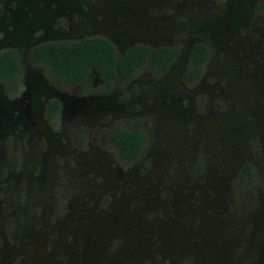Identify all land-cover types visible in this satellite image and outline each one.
Here are the masks:
<instances>
[{
  "label": "rangeland",
  "instance_id": "obj_1",
  "mask_svg": "<svg viewBox=\"0 0 264 264\" xmlns=\"http://www.w3.org/2000/svg\"><path fill=\"white\" fill-rule=\"evenodd\" d=\"M115 1L116 44L158 37L179 57L165 72L144 65L104 93L115 98H81L93 93L43 66L22 74L26 94L36 78L54 84L63 110L49 123L45 98H24L33 137L0 148V264H264V0ZM197 41L209 58L191 84ZM125 113L148 117L130 163L107 133ZM76 127L89 133L81 149Z\"/></svg>",
  "mask_w": 264,
  "mask_h": 264
},
{
  "label": "flooded vegetation",
  "instance_id": "obj_2",
  "mask_svg": "<svg viewBox=\"0 0 264 264\" xmlns=\"http://www.w3.org/2000/svg\"><path fill=\"white\" fill-rule=\"evenodd\" d=\"M120 13L121 11L117 9L115 0H0V148L7 145L10 135H13L12 144L14 148L20 144V139H23L26 133L29 140L33 137V134H31L32 137L29 136L34 126V123H32L33 111L30 103H26L24 98H45L39 104L40 108L38 110L41 109V113L44 112L45 119L49 123L59 118L63 109L62 101L57 98L63 97L62 94H55L57 93L56 89H58L54 88L53 85L55 83L57 85H67L70 89L75 88L74 90H79L81 93H93L91 94L92 96L81 98H98L94 96L96 92L101 95L99 98H115V96L104 93L113 90L116 85L121 83L134 82L137 72L144 65H147L151 71L157 73L165 72L173 66L180 53L178 44H159L160 40L158 37L150 41L154 42L152 44H148L146 41H139L138 39L123 46L116 44L111 34V28L115 26V20L120 19L116 24L126 25L124 23L126 15ZM162 21H158V24ZM96 38L106 39L111 42L117 59H120L127 49L139 44L147 47L149 54L143 63L135 67L129 79L124 80L117 76L112 83H109L108 79L102 76L92 64L89 65L90 73L84 80L58 77L51 71L48 63L36 55L39 52L37 49L46 45H56L65 42L72 44ZM199 43L206 45L207 58L199 65L201 69L199 76L187 79V73L194 68L191 55L194 47ZM159 47H175L178 50L173 60L164 69H157L150 63L151 55ZM208 58V45L203 41H197L188 54L189 67L183 71L182 81L191 84L198 82L202 78L203 65ZM10 60L12 62H9ZM39 66H43L54 84H50L47 87L43 82L39 83V78H36L39 88H35L36 82H34V87H30L29 94H26L22 86L24 81L25 83L29 82V79L25 78L24 80L22 74L26 73L28 77L30 72L36 73ZM24 93L26 94L25 96ZM134 96L131 92L123 95V98H134ZM135 98L139 97L135 96ZM33 105L36 109L38 103L35 101ZM96 107L97 110H101L102 105L99 104ZM141 107L140 112H145L146 109L143 106ZM126 114L124 116L126 118L132 115L130 113ZM147 119L148 117L145 116L143 118L138 117V119L133 118V120L131 118L129 122L124 119L122 123L117 122L114 126L110 124L109 131H107L108 141L117 148L123 162L136 161L142 154L147 144V134L144 130ZM135 128H138L144 134V145L136 158L127 160L122 157L118 144L112 139V134L115 130H133ZM82 129L76 127L72 138V143L77 149H81L85 145L87 138H89L87 130Z\"/></svg>",
  "mask_w": 264,
  "mask_h": 264
},
{
  "label": "trees",
  "instance_id": "obj_3",
  "mask_svg": "<svg viewBox=\"0 0 264 264\" xmlns=\"http://www.w3.org/2000/svg\"><path fill=\"white\" fill-rule=\"evenodd\" d=\"M38 58L48 63L51 71L58 77L84 80L90 73L89 65H94L96 70L109 83L117 76L124 80L131 77L135 67L146 60L149 49L144 45H134L127 49L124 55L117 59L111 42L106 39H86L76 43H58L46 45L37 49ZM175 47H159L150 57V63L157 69L166 68L177 54ZM207 47L199 43L194 47L191 61L194 68L187 73V79L199 76V65L207 58ZM9 62H12L10 60ZM112 139L118 144L119 151L124 159L136 158L144 145V134L135 128L133 130H115ZM250 168H244L248 173Z\"/></svg>",
  "mask_w": 264,
  "mask_h": 264
}]
</instances>
